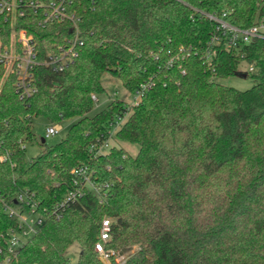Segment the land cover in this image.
I'll list each match as a JSON object with an SVG mask.
<instances>
[{"label": "trees", "instance_id": "1", "mask_svg": "<svg viewBox=\"0 0 264 264\" xmlns=\"http://www.w3.org/2000/svg\"><path fill=\"white\" fill-rule=\"evenodd\" d=\"M68 2L82 45L62 72L44 63L74 35L73 23L42 26L41 12L15 23L0 17V44L10 46L12 35L26 30L39 62L26 97L17 74L0 64V260L4 236L19 225L3 202L14 205L28 192L45 220L9 264H72L65 254L76 243V264H104L95 244L105 218L113 220L107 250L117 256L137 247L124 264H264V40L238 51L219 47L207 65L201 53L214 24L194 10L227 13L228 22L248 28L264 18V0ZM181 47L199 53L169 66ZM243 65L253 68L252 88L218 82ZM105 75L131 94L140 84L151 87L136 105L116 98L90 117L91 96L106 92ZM119 116L126 120L112 147L95 154ZM35 118L76 121L47 145L33 132ZM37 141L41 151L28 162L26 145ZM120 142L138 145L137 154ZM82 166L102 200L86 192L56 219L50 211Z\"/></svg>", "mask_w": 264, "mask_h": 264}, {"label": "built area", "instance_id": "2", "mask_svg": "<svg viewBox=\"0 0 264 264\" xmlns=\"http://www.w3.org/2000/svg\"><path fill=\"white\" fill-rule=\"evenodd\" d=\"M68 3H70L68 0H49L46 3L41 0H0V17L5 21L9 20L15 23L17 19L41 12L42 16L39 23L42 26L66 21L73 23L75 26L74 35L67 39L66 43L59 47L56 53L50 54L44 63L55 72H62L77 55V46L82 45L77 28L79 18L68 10ZM194 10L199 16L207 18L214 24L209 40L201 53L202 59L207 65H211L216 55V49L219 47L227 51H238L255 40H264V18L248 28H241L227 21V13L212 14ZM191 53L197 54L199 52L196 48H179L169 60L168 65L172 66L185 60ZM38 63L33 36L28 34L26 30H20L13 34L10 46H2L0 44V64H3L7 71L13 70L17 74V91L21 97L29 96L34 91L31 86V80L34 68ZM181 71L184 73V70ZM252 71L253 68L249 67V72ZM150 87L151 82L140 84L134 92L136 97L128 105H136ZM91 98L94 102L97 101L95 95H92ZM125 120L126 116H119L115 119L108 131V139L92 148L95 154H104L112 147L115 141L113 137ZM61 129L59 124L48 126L45 139L58 134ZM5 159L4 156L0 157V161ZM72 175L73 188L50 211V215L56 219L60 218L66 206L76 202L86 192H91L102 200L100 187L93 180V173L89 167L76 168L72 171ZM15 201L14 205L9 202H3L5 211L10 217L17 219L19 225L16 229H10L4 236L6 240V257L0 260V264H9L17 256L19 249L24 243L37 233L45 220L44 214L39 210V203L33 194L24 192ZM112 224L113 220L110 218H105L102 221L99 240L95 244V251L99 254L100 260L104 264H111L112 257H115L117 264H121L125 262L124 258L121 255L116 256L114 251L105 248V244L111 238ZM2 253L3 250L0 249V254Z\"/></svg>", "mask_w": 264, "mask_h": 264}, {"label": "rangeland", "instance_id": "3", "mask_svg": "<svg viewBox=\"0 0 264 264\" xmlns=\"http://www.w3.org/2000/svg\"><path fill=\"white\" fill-rule=\"evenodd\" d=\"M248 73H250L249 68L243 65L237 75L230 76L226 79H218V82L225 86H230L237 90L245 91L252 88V86L254 85V80L250 76L243 77V74ZM103 84L106 89V92L97 96V101L94 102V109L89 114L90 117L107 109L110 102L116 98L125 100L127 103H131L136 97L134 93H128L118 80L111 78L109 75H105L103 77ZM75 121L76 119L60 122L59 125L62 128L61 131L58 134L48 139H45L46 144L54 145L59 143L66 136L69 128L75 123ZM48 126H50V124L42 118H35L33 120V132L36 134L39 140L41 138H45L46 128ZM119 145L121 147H124V149H126V151L131 155H136L139 150L138 145H131L125 142H120ZM26 148L28 162H30L41 151V146L39 145L38 141L32 144H27ZM34 218L36 219V217ZM136 249L137 247H134L131 252H126L121 256L124 258V260H126L127 257ZM80 253L81 247L79 244L76 243L66 251L65 255L72 264H76L78 262ZM121 264H124V262Z\"/></svg>", "mask_w": 264, "mask_h": 264}, {"label": "water", "instance_id": "4", "mask_svg": "<svg viewBox=\"0 0 264 264\" xmlns=\"http://www.w3.org/2000/svg\"><path fill=\"white\" fill-rule=\"evenodd\" d=\"M243 77H247V74H243ZM43 142H45V140H43Z\"/></svg>", "mask_w": 264, "mask_h": 264}]
</instances>
